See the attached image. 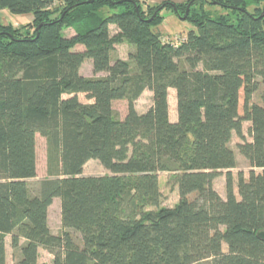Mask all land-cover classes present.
<instances>
[{
    "label": "trees",
    "instance_id": "trees-1",
    "mask_svg": "<svg viewBox=\"0 0 264 264\" xmlns=\"http://www.w3.org/2000/svg\"><path fill=\"white\" fill-rule=\"evenodd\" d=\"M205 1L231 18L197 10ZM205 1L146 12L142 0H0V11L32 15L20 27L0 24V264L9 235L14 264H39L40 249L52 264H264L256 236L264 231V0ZM189 4L185 21L195 29L166 40L157 30L163 10L181 19ZM122 44L132 47L129 58L114 59ZM87 60L94 77L81 74ZM145 91L152 106L139 113ZM122 100L123 119L113 110ZM37 135L47 140L51 179L32 194ZM234 135L261 171L239 175L240 199L227 173L223 199L213 182L236 167ZM91 160L111 175L83 176ZM161 172L178 190L174 208L160 207ZM57 198L60 236L48 224Z\"/></svg>",
    "mask_w": 264,
    "mask_h": 264
},
{
    "label": "rangeland",
    "instance_id": "rangeland-1",
    "mask_svg": "<svg viewBox=\"0 0 264 264\" xmlns=\"http://www.w3.org/2000/svg\"><path fill=\"white\" fill-rule=\"evenodd\" d=\"M150 1V0H149ZM174 0H161L159 4L164 3H171ZM187 1V0H186ZM205 1V0H203ZM144 2V10L148 12L147 7L150 5H156V3H150L147 0ZM175 3V2H173ZM201 4L204 5V9L206 11H210L212 15H227L229 18H231V14L226 11L225 9L221 7H213L210 4H208L206 1L199 3L197 6V10L200 9ZM185 8H183L180 12L181 19L175 15L173 12V9L170 7L165 8L162 12V16L165 18L162 25L157 29L158 31L162 32L166 40H169L173 43H179L181 39H183L185 36L188 35V33L191 31V29H195V27L189 23L188 21H185L183 17L185 16ZM32 20V15H13L9 11L4 10L0 11V24L7 26L9 24L14 25L16 27H20L21 25L26 24L27 22ZM111 32L112 34L116 33V28L111 26ZM74 34V31L72 29H69L65 32L66 36ZM132 52V47H130L128 44H122L116 46V51L113 54L114 59H125L127 60L129 58V54ZM81 74L85 77H94L93 73V66L92 61L87 60L83 64L81 68ZM96 76H103V74H99ZM80 100L83 103H91L89 99L86 98L85 95L79 96ZM169 115L171 121H177V98H176V92L175 90L171 89L169 90ZM254 103H260V93L255 94ZM136 109L139 113H145L149 110V108L152 106V93L150 91H145L142 96L136 101L135 103ZM113 110L115 114L119 118H124L128 111V103L125 100L122 101H115L113 102ZM251 123L245 122L243 124V132L246 141L251 142L252 139L249 135V129H250ZM244 141L241 140L238 136L234 135L233 139L231 141V148L234 150L236 155V167L232 170H224L220 172V175L214 180L213 187L215 191L223 198L226 199L227 196V173H231L233 176V183H234V192L238 199H240V196L238 194V178L240 174H243L246 179L249 178L250 172L255 171L256 173H259L261 170L252 168L250 163L247 161L246 158H244L238 149V144L243 143ZM36 161H37V176L34 179H31L28 181L30 185V189L32 191V194H36L37 191L40 188V184L47 180L51 179V177L48 175V165H47V140L46 138L37 135L36 136ZM104 175H111V173L105 169L98 161L91 160L89 161L83 171V176H104ZM159 182H160V189L163 194V199L160 207L164 208H174L178 202H179V193L177 188H172L168 182H169V174L165 172L159 173ZM149 210H157L156 208H149ZM48 224L51 232L54 235L60 236L64 233L65 229L62 225V214H61V200L59 198L55 199L52 206L49 208L48 211ZM72 236L74 237L76 243H78L80 246L81 244V238L79 234H76L72 230L69 231ZM11 236L6 237V264H14L16 262V258L14 256V251L11 245ZM54 256L50 254L48 251L44 249L39 250V264H52L53 263Z\"/></svg>",
    "mask_w": 264,
    "mask_h": 264
},
{
    "label": "water",
    "instance_id": "water-1",
    "mask_svg": "<svg viewBox=\"0 0 264 264\" xmlns=\"http://www.w3.org/2000/svg\"><path fill=\"white\" fill-rule=\"evenodd\" d=\"M190 6H191V4H189L188 7H187L186 14H185V16L183 17L184 20H185V18L187 17V14H188V12H189ZM263 16H264V12L261 14V17H263ZM38 30H39V28H38ZM256 236H257V238H258L259 240H261V241L264 242V231H259V232L257 233Z\"/></svg>",
    "mask_w": 264,
    "mask_h": 264
},
{
    "label": "crops",
    "instance_id": "crops-1",
    "mask_svg": "<svg viewBox=\"0 0 264 264\" xmlns=\"http://www.w3.org/2000/svg\"><path fill=\"white\" fill-rule=\"evenodd\" d=\"M142 1H146V0H142ZM148 2H150V3H156V4H159L160 3V1L161 0H147ZM173 2H175V3H177V4H181V3H184V2H186V0H174ZM191 30H193V29H191ZM162 33V32H161ZM152 97H153V95H152ZM172 122H175V121H172Z\"/></svg>",
    "mask_w": 264,
    "mask_h": 264
}]
</instances>
